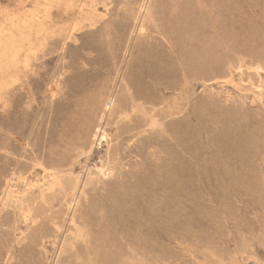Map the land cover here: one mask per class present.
<instances>
[{
  "label": "rangeland",
  "instance_id": "1",
  "mask_svg": "<svg viewBox=\"0 0 264 264\" xmlns=\"http://www.w3.org/2000/svg\"><path fill=\"white\" fill-rule=\"evenodd\" d=\"M93 1L0 0V264H264V0Z\"/></svg>",
  "mask_w": 264,
  "mask_h": 264
},
{
  "label": "bare ground",
  "instance_id": "2",
  "mask_svg": "<svg viewBox=\"0 0 264 264\" xmlns=\"http://www.w3.org/2000/svg\"><path fill=\"white\" fill-rule=\"evenodd\" d=\"M91 1H92V0H91ZM94 1H95V0H94ZM94 1H93V2H94ZM182 1H183V0H182ZM220 1H221V0H220ZM225 1H226V0H225ZM231 1H233V0H231ZM140 2H141V1H140ZM184 2H185V1H184ZM234 2H235V1H234ZM250 2H251V1H250ZM138 3H139V2H138ZM141 3H142V2H141ZM151 3H152V2H151ZM154 3H155V1H154ZM181 3H182V2H181ZM187 3H189V1H188ZM217 3H219V2H217ZM93 4H94V3H93ZM165 4H166V3H165ZM182 4H183V3H182ZM224 4H225V3H224ZM231 4H234V3H231ZM231 4H230V5H231ZM94 5H95V4H94ZM141 5H143V4H141ZM156 5H157V4H156ZM169 5H170V3H169ZM230 5H229V6H230ZM236 5H237V3H236ZM236 5H235V6H236ZM151 6H153V5H151ZM166 6H167V5H166ZM223 6H224V5H223ZM233 6H234V5H233ZM261 6H262V5H261ZM132 7H133V6H132ZM154 7H155V6H154ZM167 7H168V6H167ZM178 7H179V6H178ZM183 7H184V6H183ZM238 7H239V6H238ZM92 8H93V7H92ZM95 8H96V7H95ZM126 8H128V7H126ZM129 8H130V7H129ZM129 8H128V9H129ZM133 8H134V7H133ZM133 8H132V9H133ZM150 8H151V7H150ZM180 8L183 9L182 6H181ZM186 8H187V7H186ZM186 8H185V10H186ZM189 8H190V7H189ZM222 8H223V7H222ZM263 8H264V7H263ZM263 8H262V9H263ZM136 9H137V8H136ZM156 9H158V8H156ZM162 9H164V8H162ZM162 9H161V10H162ZM167 9H168V8H167ZM178 9H179V8H177L176 10H178ZM219 9H220V7H219ZM231 9H232V8H231ZM234 9H235V8H234ZM236 9H239V8H237V6H236ZM236 9H235V10H236ZM93 10H94V12H96L95 9H93ZM138 10H139V9H138ZM164 10H165V9H164ZM170 10H171V9H170ZM222 10H223V9H222ZM229 10H230V7H229ZM263 10H264V9H263ZM134 11H135V10H134ZM136 11H137V10H136ZM165 11H166V10H165ZM226 11L228 12V10H226ZM230 11H231V10H230ZM236 11H237V10H236ZM236 11H234V12H236ZM92 12H93V11H92ZM129 12H131V11H129ZM132 12H133V11H132ZM137 12H138V11H137ZM137 12H135V13H137ZM139 12H140V11H139ZM152 12H154V10H153ZM191 12H193V11H191ZM195 12H196V11H195ZM199 12H200V11H199ZM220 12H221V10H220ZM220 12H219V13H220ZM238 12L240 13V11H238ZM155 13H156V12H155ZM168 13H169V11H168ZM179 13H181V12L179 11ZM224 13H225V12H224ZM239 13H238V14H239ZM261 13H262V12H261ZM88 14H89V13H88ZM92 14H93V13H92ZM92 14H91V15H92ZM140 14H141V12H140ZM140 14H139V15H140ZM169 14H170V13H169ZM172 14H174V13L172 12ZM236 14H237V13H236ZM93 15L95 16V14H93ZM130 15H131V14H130ZM153 15H154V14H153ZM160 15H162V14H160ZM182 15H183V13H182ZM233 15H234V13H233ZM261 15H262V14H261ZM263 15H264V14H263ZM96 16H97V15H96ZM166 16H167V15H166ZM175 16H176V14H175ZM175 16H174V17H175ZM180 16H181V15H180ZM196 16H197V13H196ZM201 16H202V15H201ZM135 17H136V16H135ZM138 17H139V16H138ZM160 17H162V16H160ZM163 17H164V14H163ZM167 17H168V16H167ZM186 17H187V16H186ZM192 17H193V16H192ZM92 18H94V17L92 16L90 19H92ZM131 18H133V17H131ZM169 18H173V16H171V17H169ZM169 18H168V19H169ZM193 18H194V17H193ZM199 18H200V16H199ZM225 18H226V17H225ZM235 18H236V17H235ZM263 18H264V17H263ZM136 19H137V18H136ZM136 19H135V20H136ZM174 19H177V18H173V20H174ZM180 19L183 20L184 17H183V18H180ZM187 19H188V18H187ZM197 19H198V17H197ZM230 19H231V18H230ZM230 19H229V20H230ZM256 19H257V17H256ZM84 20H85V19H84ZM87 20H88V18L86 19V22H87ZM93 20H95V19H93ZM184 20H185V19H184ZM194 20H195V19H194ZM199 20H200V19H198V21H199ZM232 20H233V19H232ZM176 21H177V20H176ZM189 21H190V20H189ZM189 21H188V22H189ZM88 22H89V21H88ZM182 22H183V21H182ZM182 22H181V23H182ZM255 22H256V21H255ZM79 23H80V22H79ZM82 23H83V22H82ZM146 23H147V22H146ZM146 23H144V24H145V27H146ZM192 23H194V22H192ZM223 23H224V22H223ZM223 23H222V24H223ZM232 23H233V22H232ZM250 23H251V21H250ZM250 23H249V25H250ZM252 23H253V22H252ZM263 23H264V22H263ZM263 23H262V24H263ZM175 24L177 25V23H175ZM179 24H180V23H179ZM182 24H183V23H182ZM188 24H189V23H188ZM188 24H187V25H188ZM197 24L199 25L200 23H197ZM197 24H196V25H197ZM227 24H228V23H227ZM227 24H226V25H227ZM262 24H261V25H262ZM90 25H92V24H90ZM163 25H164V24H163ZM196 25H195V26H196ZM198 25H197V26H198ZM237 25H238V24H237ZM256 25H257V23H256ZM78 26H79V25H78ZM185 26H186V25H185ZM192 26H193V25H192ZM235 26H236V24H235ZM76 27H77V26H76ZM91 27H92V26H91ZM162 27H163V26H162ZM181 27H182V26L179 25V28H181ZM199 27H200V26H199ZM227 27H228V26H227ZM143 28H144V25H143ZM163 28H164V27H163ZM174 28H175V27H174ZM174 28H173V30H174ZM176 28H177V27H176ZM176 28H175V29H176ZM192 28H193V27H192ZM196 28H197V27H196ZM196 28H193V30H194L193 32H198V31H195ZM232 28H233V27H232ZM248 28H249V27H248ZM255 28H256V27H255ZM258 28L260 29V27H258ZM82 29H84V28H82ZM186 29H187V28H186ZM186 29H185V30H186ZM200 29H201V28H200ZM200 29H199V30H200ZM227 29H228V28H227ZM236 29L238 30V28H236ZM250 29H251V28H250ZM256 29H257V28H256ZM261 29H262V28H261ZM143 30H144V29H143ZM165 30H166V27H165V29H164V32H165ZM179 30H180V29H179ZM187 30H188V29H187ZM224 30H225V29H224ZM237 30H236V32H237ZM248 30H249V29H248ZM254 30H255V29H254ZM54 31H55V30H54ZM59 31H60V30H59ZM72 31H73V30H72ZM168 31H169V30H168ZM174 31H175V30H174ZM188 31H191V30H188ZM207 31H208V30H207ZM229 31H230V30H229ZM229 31H227L226 33H228ZM239 31H240V30H239ZM251 31H252V29H251ZM255 31H256V30H255ZM255 31H253V32L255 33ZM257 31H258V30H257ZM180 32H181V31H180ZM184 32H185V31H184ZM186 32H187V31H186ZM205 32H206V30H205ZM236 32H235V34H236ZM260 32H261V31H260ZM166 33H167V31H166ZM170 33H171V32H170ZM176 33H177V32H176ZM263 33H264V32H263ZM160 34H161V33H160ZM174 34H175V33H174ZM177 34H179V32H178ZM196 34H197V33H196ZM255 34H257V33H255ZM258 34H259V33H258ZM164 35L168 36L167 34H164ZM180 35H182V34L180 33ZM199 35L201 36V32H200ZM199 35H198V36H199ZM263 35H264V34H263ZM161 36H162V35H161ZM177 36H178V35H177ZM177 36H176V37H177ZM207 36H208V35H207ZM227 36H228V35H227ZM233 36H234V35H233ZM233 36H231V37H233ZM74 37H75V36H74ZM76 37H77V36H76ZM181 37H182V36H181ZM209 37H210V36H209ZM229 37H230V34H229ZM235 37H236V36H235ZM260 37H261V36H260ZM166 38H167V37H166ZM174 38H175V37H174ZM191 38H192V37H191ZM191 38H190V39H191ZM198 38H199V37H198ZM200 38H201V37H200ZM202 38H203V37H202ZM233 38H234V37H233ZM238 38H239V37H238ZM70 39H71V36H70ZM179 39H181V38L178 37V40H179ZM228 39H229V38H228ZM71 40H73V39H71ZM173 40H174V39H173ZM184 40H185V39H184ZM184 40H183V41H184ZM205 40H206V39H205ZM234 40H235V39H234ZM236 40H237V38H236ZM175 41H176V38H175ZM180 41H182V40H180ZM186 41H187V40H186ZM231 41H232V40H231ZM239 41H241V40H239ZM243 41H244V40H243ZM262 41H263V40H262ZM262 41H260V42H262ZM65 42H66V41H65ZM178 42H179V41H178ZM205 42H206V44H207V41H204V43H205ZM237 42H238V41H237ZM247 42H248V41H247ZM247 42H246V40H245V43H247ZM257 42H258V41H257ZM172 43H173V42H172ZM179 43H180V42H179ZM187 43H188V42H187ZM208 43H209V42H208ZM213 43H214V42H213ZM234 43H235V42H234ZM245 43H244V44H245ZM175 44H177V42H176ZM185 44H186V43H185ZM231 44H232V43H231ZM235 44H236V43H235ZM244 44H243V46H244ZM42 45H43V44H42ZM66 45H67V44H66ZM179 45H180V44H179ZM182 45H184V44H182ZM187 45H189V44H187ZM187 45H185V46H186L187 48H189L190 46L188 47ZM209 45H211V43H210ZM209 45H208V46H209ZM239 45H241V43H239ZM260 45H261V44H260ZM170 46H171V45H170ZM192 46H193V45H192ZM232 46L235 47V45H232ZM171 47H172V46H171ZM210 47H211V46H210ZM234 47H233V48H234ZM183 48H184V47H183ZM187 48H186V49H187ZM212 48H213V47H212ZM236 48H237V47H236ZM234 49H235V48H234ZM240 49H241V47H240ZM187 50H188V49H187ZM231 50H233V49H231ZM237 50H238V49H237ZM184 52H188V51L183 50V54H185ZM229 54H230V53H229ZM234 54H235V53H234ZM38 55H39V54H38ZM46 55H47V54H46ZM186 55L189 56L190 54H186ZM195 55H196V54H195ZM197 55H198V54H197ZM263 55H264V54H263ZM182 56H183V55H182ZM230 56L232 57V55H230ZM139 57H140V56H139ZM183 57H184V56H183ZM183 57H182V59H183ZM185 57H186V56H185ZM185 57H184V58H185ZM215 58H216V57H215ZM215 58H213L212 60H214ZM232 58H233V57H232ZM232 58H231V59H232ZM261 58H262V57H261ZM33 59H34V58H33ZM166 59H167V58H166ZM166 59H165V60H166ZM217 59H218V58H217ZM256 59H257V58H256ZM188 60H189V58H188ZM166 61H168V59H167ZM200 61H201V60H200ZM218 61H219V60H218ZM252 61H253V60H252ZM255 61H256V60H255ZM135 62H136V61H135ZM135 62H134V63H135ZM162 62H163V61H162ZM184 62H185V61H184ZM194 62H195V61H194ZM196 62H197V60H196ZM227 62H229V60H228ZM259 62H261V60H260ZM132 63H133V62H132ZM187 63H188V62H187ZM189 63H190V62H189ZM201 63H202V62H201ZM201 63H200V64H201ZM209 63H211V61H210ZM209 63H208V64H209ZM216 63H217V62H216ZM262 63H263V62H262ZM117 64H118V63H117ZM231 64H232V63H231ZM202 65H203V64H202ZM209 65H210V64H209ZM213 65H214V64H213ZM263 65H264V64H263ZM38 66H39V65H38ZM188 66H189V65H188ZM227 66H228V65H227ZM261 66H262V65H261ZM261 66H260V67H261ZM211 67H213V66H211ZM257 67H258V66H257ZM260 67H259V68H260ZM116 68H117V67H116ZM238 68H239V67H238ZM212 69H213V68H212ZM214 69H215V68H214ZM257 69H258V68H257ZM130 70H132V69L130 68ZM215 70H216V69H215ZM259 70H260V69H259ZM119 71H120V69H119ZM178 71H179V70H178ZM182 71H183V70H182ZM209 71L212 72L213 70L210 69ZM224 71H225V70H224ZM114 72H115V71H114ZM136 72H137V71H136ZM136 72H135V73H136ZM186 72H187V71H186ZM198 72H199V71H198ZM214 72H215V71H214ZM214 72H213V73H214ZM225 72H226V71H225ZM236 72H237V71H236ZM184 73H185V72H184ZM207 73H209V72L207 71ZM226 73H227V72H226ZM229 73H230V72H229ZM242 73H243V72H242ZM176 74H177V73H176ZM217 74H218V73H217ZM117 75H119V74H117ZM129 75H130V74H129ZM136 75H137V74H136ZM188 75H189V73H188ZM197 75H198V74H197ZM197 75L195 74V76H197ZM199 75H201V74H199ZM209 75H210V74H209ZM211 75H212V73H211ZM211 75H210V77H211ZM224 75H225V74H224ZM114 76H115V75H114ZM201 76H202V75H201ZM203 76H204V75H203ZM205 76H206V75H205ZM205 76H204V77H205ZM231 76H232V75H231ZM182 77H183V75H182ZM197 77H198V76H197ZM204 77H203V78H204ZM210 77H209V78H210ZM215 77H216V76H215ZM221 77H222V76H221ZM240 77H241V76H240ZM115 78H116V76H115ZM128 78H129V76H128ZM189 78H190V77H189ZM216 78H218V77H216ZM30 79H31V78H30ZM109 79H110V78H109ZM109 79H108V80H109ZM126 79H127V78H126ZM182 79H183V78H182ZM184 79H188V78H184ZM198 79H199V78H198ZM205 79H206V78H205ZM207 79H208V78H207ZM207 79H206V80H207ZM212 79H213V78H212ZM136 80H138V79H136ZM110 81H111V80H110ZM125 81H126V80H125ZM178 81H179V80H178ZM185 81H186V80H185ZM253 81H254V80H253ZM111 82H112V81H111ZM109 83H110V82H109ZM114 83H115V82H114ZM128 83H129V82H128ZM183 83H184V82H183ZM234 83H235V82H234ZM234 83H233V84H234ZM179 84H182V83H179ZM186 84H187V83H186ZM252 84H253V83H252ZM121 85H122V84H121ZM126 85H127V84H126ZM133 85H134V84H133ZM162 85H163V84H162ZM165 85H166V84H165ZM187 85H188V84H187ZM255 85H256V84H255ZM107 86H108V83H107ZM114 86H115V85H114ZM122 86H123V85H122ZM156 86H157V85H156ZM166 86H167V85H166ZM168 86H170V85H168ZM176 86H177V85H176ZM189 86H192V85L189 84ZM239 86H240V85H239ZM108 87H109V86H108ZM111 87H112V86H111ZM140 87H141V86H140ZM163 87H164V86H163ZM170 87H171V86H170ZM186 87H187V86H186ZM253 87H254V86H253ZM263 87H264V84H263ZM54 88H55V87H54ZM109 88H110V87H109ZM109 88H108L107 90H109ZM114 88H115V87H114ZM131 88H132V87H131ZM168 88H169V87H168ZM168 88H167V89H168ZM172 88H173V87H172ZM189 88H190V87H189ZM26 89H27V88H26ZM105 89H106V88H105ZM105 89H104V90H105ZM112 89H113V88H112ZM136 89H137V88H136ZM191 89H192V88H191ZM114 90H115V89H114ZM124 90H125V89H124ZM127 90H128V89H126V91H127ZM153 90H154V89H153ZM263 90H264V89H263ZM28 91H29V90H28ZM110 91H112V90H110ZM120 91H121V90H120ZM128 91H129V90H128ZM130 91H131V90H130ZM133 91H134V90H133ZM141 91H142V90H141ZM146 91H147V90H146ZM173 91H174V90H173ZM191 91H192V90H191ZM52 92H53V90H52ZM107 92H109V91H107ZM131 92H132V91H131ZM139 92H140V91H139ZM158 92H159V91H158ZM188 92H189V91H188ZM259 92H262V91H259ZM28 93H29V92H28ZM120 93H121V92H120ZM127 93H128V92H127ZM105 94H106V93H105ZM113 94H114V93H113ZM153 94H154V93H153ZM153 94H152V95H153ZM186 94H187V93H186ZM189 94H190V92H189ZM255 94H256V93H255ZM255 94H254V95H255ZM24 95H25V94H24ZM107 95H108V94H107ZM125 95H126V94H125ZM125 95H124V96H125ZM104 96H105V95H104ZM124 96H123V98H124ZM137 96H138V95H137ZM146 96H147V95H146ZM157 96H158V95H157ZM190 96H192V95H190ZM256 96H257V95H256ZM54 97H55V96H54ZM143 97H144V96H143ZM147 97H148V96H147ZM149 97H150V96H149ZM153 97H154V95H153ZM160 97L162 98V96H160ZM185 97H186V95H185ZM187 97H188V96H187ZM105 98H107V97H105ZM105 98L103 99V101L105 100ZM108 98H109V97H108ZM119 98H120V97H119ZM172 98H173V97H172ZM121 99H122V98H121ZM139 99H140V97H139ZM139 99H138V100H139ZM143 99H144V98H143ZM152 99H153V98H152ZM159 99H160V98H159ZM176 99H177V98H176ZM176 99H175V101H176ZM180 99H181V97H180ZM185 99H186V98H185ZM185 99H184V101H185ZM150 100H151V99H150ZM177 100H178V99H177ZM181 100H183V99H181ZM188 100H189V98H188ZM144 101H146V100L144 99ZM144 101H143V102H144ZM155 101H157V100H155ZM261 101H262V100H261ZM111 102H112V101H111ZM127 102H128V101H127ZM137 102H138V101H137ZM149 102H150V101H149ZM149 102H148V104H149ZM152 102H153V101H152ZM162 102H163V100H162ZM179 102H180V101H179ZM120 103H121V102H120ZM180 103H181V102H180ZM187 103H188V102H187ZM102 104H103V103H102ZM102 104H100V105H102ZM104 104H105V102H104ZM128 104H129V103H128ZM131 104H133V103H131ZM184 104H185V103H184ZM116 105H117V104H116ZM129 105H130V104H129ZM130 106H131V105H130ZM151 106H152V105H151ZM94 107H95V105H94ZM114 107L116 108L117 106H114ZM136 107H137V106H136ZM154 107H155V106H154ZM156 107H157V106H156ZM159 107H160V106L158 105V108H159ZM180 107L182 108V106H180ZM181 108H180V109H181ZM93 109H94V108H93ZM93 109H92V112H93ZM95 109H97V108H95ZM95 109H94V110H95ZM100 109H101V108H100ZM102 109H103V108H102ZM104 109H105V108H104ZM113 109H114V108H113ZM162 109H163V108H162ZM169 109H170V108H169ZM180 109L177 110V111H180ZM129 110H130V109H129ZM164 110H165V109H164ZM183 110H184V109H183ZM214 110H215V108H214ZM120 111H121V110H120ZM127 111H128V109H127ZM90 112H91V111H90ZM92 112H91V113H92ZM147 112H148V111H147ZM155 112H156V111H155ZM215 112H216V111H215ZM215 112H213V113H215ZM120 113H122V112H120ZM163 113H164V111H163ZM171 113H172V112H171ZM182 113H183V112H182ZM93 114H95V113L93 112ZM99 114H100V113H99ZM111 114H112V113H111ZM116 114H117V112H116ZM118 114H119V113H118ZM152 114H153V113H152ZM155 114H156V113H155ZM211 114H212V113H211ZM91 115H92V114H91ZM173 115H174V114H173ZM180 115H181V114H180ZM109 116H112V115H109ZM142 116H143V115H142ZM150 116H151V115H150ZM171 116H172V115H171ZM211 116H212V115H211ZM115 117H116V116H115ZM169 117H170V116H169ZM183 117H184V116H183ZM92 118H93V117H92ZM99 118H100V117H99ZM99 118H98V119H99ZM113 118H114V117H112V119H113ZM117 118H118V117H117ZM145 118H146V115H145ZM159 118H160V116H159ZM163 118H164V117H163ZM142 119H143V118H142ZM85 120H86V118H85ZM92 120H93V119H92ZM164 120H165V119H164ZM86 121H89V122H90L89 119L86 120ZM95 122H96V121H95ZM109 122H110V121H109ZM129 122H130V121H129ZM90 123H91V122H90ZM97 123H99V122L97 121ZM111 123H112V122H111ZM119 123H120V122H119ZM119 123H118V124H119ZM140 123H142V122L140 121ZM148 123H149V122H148ZM99 124H100V123H99ZM113 124H114V123H113ZM84 125H85V124H84ZM82 126H83V125H82ZM101 126H102V124H101ZM116 126H117V125H116ZM129 126H130V125H129ZM132 126H134V125H132ZM137 126H138V125H137ZM145 126H146V125H145ZM85 127H86V126H85ZM134 127H135V126H134ZM134 127L130 128V129H133ZM78 128H79V127H78ZM122 128H123V127H122ZM135 128H136V127H135ZM68 129H69V128H68ZM117 129H118V128H117ZM12 131H13V130H12ZM80 131H81V130H80ZM97 131H98V130H97ZM97 131H96V132H97ZM121 131H122V130H121ZM128 131H130V130H128ZM141 131H142V130H141ZM13 132H14V131H13ZM63 132H64V131H63ZM77 132H78V130L76 131V133H77ZM83 132H84V131H83ZM90 133H91V132H90ZM116 133H117V131H116ZM143 133H144V132H143ZM64 134H65V133H64ZM70 134H71V133H70ZM84 134H85V132H84ZM95 134H96V133H95ZM118 134H119V133H118ZM125 134H126V133H125ZM141 134H142V132H141ZM93 135H94V134H93ZM71 136H72V135H71ZM81 136H82V135H81ZM81 136H79V137H81ZM74 137H75V136H74ZM74 137H73V138H74ZM77 137H78V136H76V138H77ZM104 137H105V130H104L103 128H99V138H104ZM119 137H120V136H119ZM129 137H130V136H129ZM144 137H145V136H144ZM68 138H69V137H68ZM73 138H72V139H73ZM88 138H89V137L87 136V139H88ZM91 138H92V137H91ZM109 138H110V137H109ZM113 138H114V137H113ZM62 139H63V137H62ZM80 139H81V138H80ZM93 139H94V138H93ZM121 139H122V138H121ZM123 139H124V138H123ZM128 139H129V138H128ZM139 139H140V138H139ZM147 139H148V138H147ZM64 140L67 141V139H64ZM85 140H86V139H85ZM106 140H107V139H106ZM124 140H125V139H124ZM124 140H123V141H124ZM141 140H142V138H141ZM141 140H140V141H141ZM144 140H145V139H143V141H144ZM62 141H63V140H62ZM70 141H71V140H69L68 142L70 143ZM72 141H73V140H72ZM72 141H71V142H72ZM91 141H92V139H91ZM121 141H122V140H121ZM128 141H129V140H128ZM149 141H150V140H149ZM63 142H65V141H63ZM75 142H76V141H75ZM112 142H113V141H112ZM115 142H116V141H115ZM126 142H127V141H126ZM136 142H137V141H136ZM69 143H68V144H69ZM92 143H93V142H91V144H92ZM121 143H122V142H121ZM144 143H145V142H144ZM66 144H67V143H66ZM98 144H99V142H98ZM113 144H114V143H113ZM140 144H141V143H140ZM145 144H146V143H145ZM147 144H148V143H147ZM63 145H64V144H63ZM79 145H80V144H79ZM87 145H88V144H87ZM92 145H93V144H92ZM123 145H124V144H123ZM143 145H144V144H143ZM3 146H4V145H3ZM120 146H121V145H120ZM131 146H132V144H131ZM138 146H139V145H138ZM69 147H70V146H69ZM78 147H79V146H78ZM116 147H117V146H116ZM5 148H6V147H5ZM76 148H77V147H76ZM79 148H80V147H79ZM85 148H86V147H85ZM89 148H90V147H89ZM111 148H112V147H111ZM147 148H148V146H147ZM66 149H67V148H66ZM69 149H70V148H69ZM112 149H114V148H112ZM112 149H111V151H112ZM122 149H123V148H122ZM70 150H71V149H70ZM70 150H69V151H70ZM85 150H86V149H85ZM109 150H110V149H109ZM130 150H131V149H130ZM114 151H115V150H114ZM137 151H138V150H137ZM71 152H72V151H71ZM71 152H70V153H71ZM120 152H121V151H120ZM124 152H125V151H124ZM124 152H123V153H124ZM134 152H135V151H134ZM116 153H117V152H116ZM127 153H128V152H127ZM63 154H65V153H63ZM66 154H67V153H66ZM92 154H93V153H92ZM106 154H107V153H106ZM121 154H122V153H121ZM131 154H132V153H131ZM131 154H130V155H131ZM136 154H137V153H136ZM108 155H109V154H107V156H108ZM112 155H113V154H112ZM116 155H117V154H116ZM116 155H115V156H116ZM124 155H125V154H124ZM124 155H123V156H124ZM127 155H129V154H127ZM63 156H64V155H63ZM68 156H69V155H68ZM70 156H71V155H70ZM74 156H75V155H74ZM105 156H106V155H105ZM121 156H122V155H121ZM56 157H57V155H56ZM59 157H60V156H59ZM71 157H72V156H71ZM101 157H102V156H101ZM109 157L111 158V156H109ZM117 157H118V156H117ZM126 157H127V156H126ZM132 157H133V154H132ZM136 157H138V156H136ZM122 158H124V157H122ZM128 158H130V157H128ZM128 158H127V159H128ZM58 159H59V158H58ZM58 159H57V160H58ZM63 159H64V157H63ZM132 159H133V158H132ZM36 160H37V159H36ZM53 160H54V159H53ZM57 160H56V161H57ZM60 160H61V158H60ZM60 160H58V161H60ZM66 160H67V159H66ZM102 160H103V159H102ZM104 160H105V159H104ZM124 160H126V159H124ZM69 161H70V160H69ZM127 162H128V161H127ZM131 162H132V161H131ZM49 163H50V162H49ZM55 163H56V162H55ZM55 163H54V164H55ZM63 163H64V162H63ZM65 163H66V161H65ZM123 163H124V162H123ZM67 164H68V163H67ZM69 164H70V163H69ZM69 164H68V165H69ZM106 164H107V163H106ZM45 165H46V164H45ZM48 165H49V164H48ZM51 165H52V164H51ZM51 165H50V166H51ZM59 165H60V164H59ZM59 165H58V167H60ZM61 165H62V162H61ZM65 165H66V164H65ZM122 165H123V164H122ZM63 166H64V165H63ZM120 166H121V165H120ZM120 166H119V167H120ZM43 167H44V166H43ZM47 167H48V166H47ZM54 167H55V166H54ZM56 167H57V166H56ZM66 167H67V166H66ZM87 167H88V166H87ZM113 167H114V166H113ZM116 167H117V166H116ZM119 167H118V168H119ZM122 167H123V166H122ZM97 168H98V167H97ZM101 169H102V168H101ZM95 170H96V169H95ZM113 170H114V169H113ZM119 171H120V170H119ZM90 173H91V172H90ZM104 174H105V173H104ZM66 175H67V174H66ZM70 175H73V174H70ZM104 176H105V175H104ZM56 177H57V176H56ZM69 178H70V177H69ZM71 178H72V177H71ZM104 178H105V177H104ZM65 179H66V178H65ZM67 179H68V178H67ZM63 180H64V179H63ZM74 180H75V179H74ZM57 181H58V180H57ZM79 181H80V180H79ZM59 182H60V181H59ZM65 182H67V181H65ZM70 183H71V180L68 179V184L70 185ZM78 183H79V182H78ZM98 183H99V182H98ZM30 184H31V183H30ZM61 184H62V183H61ZM74 184H75V183H74ZM117 184H118V183H117ZM73 187H74V186H73ZM76 187H77V186H76ZM32 188H33V187H32ZM51 188H52V187H51ZM65 189H66V188H65ZM0 190H1V189H0ZM68 191H69V190H68ZM89 191H90V190H89ZM72 192H74V191H72ZM62 193H63V192H62ZM85 193H86V192H85ZM59 194H61V193H59ZM63 194H64V193H63ZM68 194H70V193H68ZM68 194H66V195H68ZM71 194H73V193H71ZM16 195H17V194H16ZM66 195H65V197H66ZM83 196H84V195H83ZM86 197H87V196H86ZM54 198H56V197H54ZM82 198H83V197H82ZM101 198H102V197H101ZM83 199H84V198H83ZM76 201H77V200H76ZM76 201H75V202H76ZM102 201H103V200H102ZM67 203H68V201H67ZM73 203H74V202H73ZM51 204H52V202H51ZM62 204H63V203H62ZM64 204H65V203H64ZM68 204H69V203H68ZM74 204H75V203H74ZM78 204H79V203H78ZM22 205H23V204H22ZM66 205H67V204H66ZM69 205H70V204H69ZM69 205H68V206H69ZM79 205H80V204H79ZM23 206H24V205H23ZM62 206H64V205H62ZM73 206H74V205H73ZM83 206H84V205H83ZM36 207H38V206H36ZM79 207L81 208V205H80ZM42 208H43V207H42ZM60 208H61V207H60ZM5 209H6V208H5ZM31 209H32V208H31ZM37 209H39V207L36 208L35 211H37ZM55 209H56V208H55ZM100 209H101V208H100ZM44 210H45V209H44ZM105 210H106V209H105ZM13 211H14V210H13ZM21 211H22V210H21ZM27 211H29V209H28ZM39 211H40V210H38V212H39ZM42 211H43V210H42ZM53 211H54V210H53ZM81 211H82V209H81ZM14 212H15V211H14ZM18 212H19V211H18ZM31 212H32V211H31ZM50 212H51V211H50ZM84 212H85V214H86V211H84ZM12 213H13V212H12ZM34 213H35V212H34ZM59 213H60V212H59ZM21 214H22V213H21ZM30 214H31V213H30ZM40 214H41V213H40ZM45 214H46V213H45ZM48 214H50V213H48ZM57 214H58V213H57ZM100 214H101V213H100ZM104 214H105V213H104ZM13 215H15V214H13ZM62 215H63V214H62ZM78 215H79V213H78ZM40 216H41V215H40ZM43 216H44V215H43ZM79 216H80V215H79ZM81 216H82V215H81ZM99 216H100V215H98V217H99ZM102 216H103V215H101V217H102ZM21 217H22V216H21ZM33 217H34V216H33ZM36 217H37V218H40V217H38V216H36ZM36 217H35L34 219H36ZM84 217H85V215H83V218H84ZM17 218H19V216H17ZM24 218H25V217H24ZM31 218H32V217H31ZM47 218H48V217H47ZM47 218H46V219H47ZM50 218H51V217H50ZM60 218H61V217H60ZM81 218H82V217H81ZM104 218H105V217H104ZM28 219H30V218H28ZM41 219H42V218H41ZM61 219H62V218H61ZM64 219H65V218H64ZM79 219H80V218H79ZM10 220H11V218H10ZM22 220H23V219H22ZM22 220L20 219V221H22ZM55 220H56V219H55ZM55 220H54V221H55ZM84 220H85V219H84ZM24 221H26V220H24ZM30 221H31V220H30ZM38 221H40V220H38ZM49 221H50V220L48 219L47 222H49ZM76 221H77V220H76ZM79 221H80V220H79ZM86 221H87V220H86ZM10 222H11V221H10ZM42 222H43V221H42ZM50 222H51V221H50ZM50 222H49L48 224H50ZM81 222H82V221H81ZM8 223H9V222H8ZM21 223H22V222H21ZM26 223H27V221H26ZM53 223H54V222H53ZM61 223H62V222H61ZM83 223H84V222H83ZM14 224H15V223H14ZM27 224H28V223H27ZM30 224H31V223H30ZM41 224H42V223H41ZM76 224H77V223H75L74 225H76ZM8 225H9V224H8ZM80 225H81V224H80ZM16 226H17V224H16ZM16 226H15L14 228H16ZM27 226H28V225H27ZM81 226H83V225H81ZM12 227H13V226H12ZM29 227H30V226H29ZM47 227H48V226H47ZM47 227H46V228H47ZM57 227H58V226H57ZM74 227L76 228V226H74ZM48 228H49V227H48ZM48 228H47L46 231L49 230ZM55 228H56V227H55ZM19 229H21V228H19ZM26 229H27V228H26ZM60 229H62V228H60ZM11 230H12V229H11ZM13 230H14V229H13ZM13 230H12V231H13ZM27 230H28V229H27ZM30 230H31V229H30ZM32 230H33V229H32ZM6 231H7V230H6ZM9 231H10V230H9ZM12 231H11V232H12ZM19 231H20V230H19ZM39 231H40V230H39ZM46 231H45V232H46ZM80 231H81V230H80ZM14 232H16V231H14ZM53 232H54V230H53ZM55 232H56V230H55ZM71 232H72V231H71ZM18 233H19V232H18ZM28 233H29V232H28ZM41 233H42V232H41ZM36 234L38 235L37 232H36ZM6 235H7V233H6ZM44 235H45V234H44ZM18 236H19V235H18ZM25 236H26V235H25ZM27 236H28V235H27ZM49 236H50V235H49ZM57 236L59 237V235H57ZM58 237H57V238H58ZM24 238H25V237H24ZM28 238H29V236H28ZM31 238H33V239H32L33 241H32L30 238H29V239L32 241V243H34V248H35V246H36L35 244L42 245V242H43V240H44L45 237H43V236H41V235H38V238H37L36 236H32ZM35 239H36V240H35ZM18 242H19V241H18ZM53 243H54V242H53ZM44 244H45V243H44ZM31 245H32V244H31ZM44 246H45V245H44ZM32 247H33V246H32ZM38 247H39V246H38ZM79 247H80V246H79ZM42 248H43V247H42ZM129 249H131V248H129ZM45 250H46V249H45ZM79 250H80V249H79ZM131 250H132V249H131ZM77 251H78V250H77ZM78 252H79V251H78ZM84 252H85V251H84ZM10 253H11V252H10ZM81 253H82V252L80 251V254H81ZM166 253H167V252H166ZM84 254H85V253H84ZM86 255H87V254H86ZM8 256H9V255H8ZM10 256H11V255H10ZM70 256H71V255H70ZM79 256H80V255H79ZM81 256H82V255H81ZM42 258H43V256H42ZM54 258H55V257H54ZM10 259H11V257H10ZM82 259H83V256H82ZM85 259L88 260L87 258H85ZM37 260H38V259H37V254H36V252H35V249H33V248L29 249L27 264H28L29 262H32V261H35L36 264H37ZM67 260H68V259H67ZM73 260H74V259H73ZM71 262H72V261H71ZM134 263H135V262H134ZM134 263H131V264H134ZM99 264H100V263H99ZM233 264H234V263H233Z\"/></svg>",
  "mask_w": 264,
  "mask_h": 264
}]
</instances>
